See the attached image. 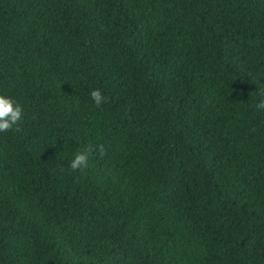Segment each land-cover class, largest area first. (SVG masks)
I'll use <instances>...</instances> for the list:
<instances>
[{"label": "trees", "instance_id": "1", "mask_svg": "<svg viewBox=\"0 0 264 264\" xmlns=\"http://www.w3.org/2000/svg\"><path fill=\"white\" fill-rule=\"evenodd\" d=\"M261 85L264 0H0V264H264Z\"/></svg>", "mask_w": 264, "mask_h": 264}, {"label": "clouds", "instance_id": "2", "mask_svg": "<svg viewBox=\"0 0 264 264\" xmlns=\"http://www.w3.org/2000/svg\"><path fill=\"white\" fill-rule=\"evenodd\" d=\"M264 87V85H261ZM264 95V93H262ZM91 99L95 102L97 106H100L106 101L99 89L93 90L90 93ZM258 108L264 109V99L260 100L257 104ZM22 107L20 104L15 102L10 97H5L0 95V132H7L17 125L22 118ZM100 151L103 153L104 149L102 145H88L83 151L78 152L70 162L71 170L75 171L78 169H83L88 166V158L94 151Z\"/></svg>", "mask_w": 264, "mask_h": 264}]
</instances>
